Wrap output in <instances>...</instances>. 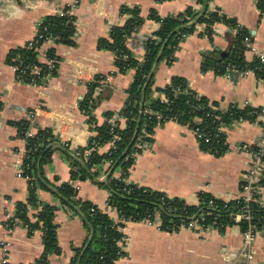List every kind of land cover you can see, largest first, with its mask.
<instances>
[{
	"label": "crops",
	"instance_id": "obj_1",
	"mask_svg": "<svg viewBox=\"0 0 264 264\" xmlns=\"http://www.w3.org/2000/svg\"><path fill=\"white\" fill-rule=\"evenodd\" d=\"M72 1L0 0V100L3 105L0 110L3 125L0 127V241L12 243L10 264H32L44 253L42 230L30 234L29 229L20 224L11 235L5 231L7 215L15 216L18 204L27 203L30 194L28 180L17 175L26 142L16 123L27 121V116L40 104L34 121L28 122L29 129L36 133L50 129L59 138L52 144L50 161L43 164L40 172L47 186L38 184L37 193L42 204L58 208L55 221L62 252L50 255L48 264H70L75 249L86 242L88 230L82 215L62 203L57 192L61 184H73L78 197L93 202L114 221L120 220L118 211L107 205L108 190L91 179L73 180L71 175L69 154L74 156L75 151L86 147L95 135V124L90 118L102 125L107 112H120L134 80L135 71L121 73L114 53L100 49L99 40L108 38L113 26L124 23L126 18L120 12L123 6L137 7L145 22L127 39V46L138 60H143L146 41L160 29L159 21L150 18L152 11L164 18L182 13L190 6L199 8L197 0H81L73 10L77 29L75 45L56 44L49 39L37 48L43 64L49 62V50L55 49L59 61L57 75L42 86L19 80L16 68L7 62L10 51L35 40L43 20L61 13ZM209 6L210 10L219 8L237 20L250 32L254 46L264 53V11L258 0H212ZM205 28L198 24L195 31L185 37L171 65L159 60L154 71V90L165 88L178 76L210 102L217 103L222 111L232 106L264 108V79L253 74L228 78L202 68L206 53L222 51V57H226L232 42L231 30L224 23L215 24L212 36ZM246 58L252 60V53L246 51ZM97 76L106 77L107 83H101L95 90L97 105L88 114L82 109V101L89 93L88 84ZM153 96L160 95L156 91ZM115 117L121 120L117 119L121 126L126 123L124 117L117 114ZM260 121H264V117L256 122L242 120L224 126L230 149L221 157L204 151L188 125L168 121L156 129L152 143L138 155L130 171V181L170 197H179L190 205L198 204L201 192L226 201L236 199L250 166V156L240 147L261 141L264 128ZM110 148L108 143L98 151L106 153ZM106 168L104 165L103 170ZM102 176L105 179V175ZM261 202L264 204V188ZM36 214V209H29L32 222L37 221ZM123 231L125 256L119 259V264H246L237 257L244 241L239 225L229 226L224 232L210 229L199 234L187 229L162 231L143 221L128 222ZM254 247L256 255L251 264H264L262 235H258Z\"/></svg>",
	"mask_w": 264,
	"mask_h": 264
},
{
	"label": "trees",
	"instance_id": "obj_2",
	"mask_svg": "<svg viewBox=\"0 0 264 264\" xmlns=\"http://www.w3.org/2000/svg\"><path fill=\"white\" fill-rule=\"evenodd\" d=\"M197 1L199 8L190 6L176 15L162 18L156 11L150 13V18L159 21L160 29L146 41V55L143 60H138L127 46V39L145 22L137 7L123 6L120 12L126 18L124 23L113 26L109 37L99 40L100 49L114 53L115 64L121 73L135 71L134 80L128 90L126 104L120 112H107L106 121L102 125H97L94 118H90L95 124L97 135L90 139L88 145L79 147L75 151L77 156L69 154L68 148L65 150L70 155L72 179L76 181L91 179L108 190L110 194L108 206L118 211L120 220L114 221L96 204L78 197V190L73 184H61L57 192L62 203L82 215L88 230L86 242L80 249H75V255L70 264H114L124 257L125 251L121 244L126 238L123 230L128 222L160 219L162 230L167 232H178L182 224L194 219H198L206 227L216 221L217 224L222 225L219 232H224L227 227L233 225H239L243 232L250 224L260 230L264 229V204L261 202V195L246 203L243 199L226 201L201 192L198 204L190 205L179 197H170L162 191L130 181V171L137 160L135 154L140 155L144 150L137 148L136 144L138 142L152 143L156 129L168 121L188 125L191 129L197 127L207 129L213 136L211 142L206 144L199 141V143L204 151L221 157L230 148L225 131L220 133L218 131L220 126L230 125L234 121L256 122L260 119L262 108L232 106L228 111H222L217 103L210 102L207 97L192 89L189 82L182 77H173L168 86L154 90L156 61L165 60L171 65L176 59L175 53L180 43L195 31L198 24L205 25V32L209 36H212L213 27L217 23H224L232 33V42L226 51L227 56L222 57V51L206 53L202 64L204 70L211 69L219 75H224L229 66H235L238 72L257 69V75L260 77L263 75L264 63L256 58L252 60L246 58L247 48L244 39L251 36L250 32L237 20L228 17L221 9L210 10L209 5L212 0ZM258 5L264 11V0H258ZM76 31V16L70 7L65 8L62 14L49 15L40 26L43 38L37 39L31 46L27 43L11 50L7 62L17 67L20 80L26 83L43 84L56 76L57 72L51 71L47 64L39 61L37 48L45 42L47 37L56 44L75 45ZM48 56L50 59L56 57L55 49H50ZM34 68H38L40 73L34 74ZM101 77L106 78L97 76L95 81H100ZM99 85V82L88 84L89 93L82 101V109L88 114H91L97 105L94 92ZM156 91L160 96H153ZM163 96L166 101L162 99ZM2 106L0 100V110ZM116 114L124 117L126 123L123 126L121 123L118 124L112 132L113 124L110 120ZM260 123L264 126V121ZM16 125L25 137L29 123L21 121ZM115 135L118 139H114ZM28 141L32 154L27 162L31 163L29 174L35 178L34 186L30 187L27 203L18 204L15 218L29 229L30 234L36 230H42L44 253L36 264H48L50 255L62 252L58 244V224L55 221L58 208L42 204L37 187L38 184L42 187L47 186V183L41 179L40 172L43 164L50 161L53 145L59 141V138L50 129H40ZM110 141H114V147L109 153H99L98 149ZM88 150H91V153L87 156ZM108 161L111 165L103 170ZM117 172H119L118 175H116ZM102 174L105 175V179H101ZM30 208L37 210L36 222H32L28 216ZM240 213L250 215L251 220L235 222L231 215Z\"/></svg>",
	"mask_w": 264,
	"mask_h": 264
},
{
	"label": "built area",
	"instance_id": "obj_3",
	"mask_svg": "<svg viewBox=\"0 0 264 264\" xmlns=\"http://www.w3.org/2000/svg\"><path fill=\"white\" fill-rule=\"evenodd\" d=\"M80 1L81 0H73L72 1V4L69 6L71 8L72 13H73V10L75 8H77V6L80 4ZM61 14H62V12H61ZM41 24H40V26H41ZM44 30H47V28H44ZM234 33H236V31H234ZM42 34L43 33L39 32L37 38L35 40L29 42V45L30 46L33 45V43L36 42L37 39H42L43 38ZM49 39L50 38L47 37L44 41H48ZM244 41H245L247 51L252 53L253 58L258 59L261 63H264V53L260 49H258L256 46H254L253 41H252V37L247 36V37H245ZM58 64H59V61L56 57L49 59V62L47 63V65L49 66V69L51 71H55V72H57ZM15 68H16V72H17L18 69H17V67H15ZM33 73L39 74L40 70L38 68H34ZM240 74L241 75H252L253 74V75H256V77H258L260 79H264V72H263V75L260 77L257 75V69H247L245 71L238 72V70L235 68V66H229L227 68V71L224 74V76L229 78L233 75H240ZM17 78L19 79L18 73H17ZM102 78L103 77H101L100 81H95L96 78H94L90 83H94V82H97V83L99 82L100 84L101 83H107V79H102ZM30 84L36 85V86H42L43 85V84H36L35 82H32ZM162 99H164L166 101L164 96L162 97ZM40 109H41V106L39 104L35 108V110L27 116V118H26L27 122L32 123L34 121L36 112ZM263 117H264V108H262L260 119H262ZM158 118H160V117H158ZM117 119H119V118L115 117V118H112L110 120V122L113 124L112 132L118 126V120ZM123 120L126 121V119H123ZM119 121H121V120L119 119ZM1 126H3V125L0 123V127ZM262 127L264 128L263 125H262ZM192 130H193L196 138L198 139V141H203L206 144H209L211 142V139L213 136H212V133L207 131V129L197 127V128L192 129ZM218 131H219V133L224 132V126H220ZM35 135H36V132H34V130H32V129L27 130L26 135L24 137L25 142H26V147H25V151L23 153L22 161H21L20 166H19L18 171H17L18 177H22V178H25L26 180H28L30 187L34 186L35 178L33 175L29 174V169H30L31 163L27 162V160L31 158L32 148L29 147L30 144H29L28 139L32 138ZM96 135H97V132H95L94 136H96ZM114 139H118V136L115 135ZM109 144L111 145V148L114 147V141H110ZM67 145H69V143H67ZM148 145L149 144H141L140 142H138L136 144V147L141 148V149H145L146 147H148ZM76 148H78V147H76ZM110 149L106 153H109ZM240 150L248 153V155L250 156V166H249L248 171L246 173V179L242 182V184L240 186L241 187V194L236 199H243L246 203H249L250 201L255 200L257 196L261 195V191L264 188V135H263V137L259 143L255 144V145H243L242 147H240ZM90 153H91V150H88L86 152V155L88 156ZM138 155L139 154L136 153L135 157L137 158ZM105 165H106V167H109V165H111V162L108 161L105 163ZM101 179H104V176H102ZM107 205H108V201H107ZM231 217L237 223L242 222V221L247 222V221L251 220V216L247 215L245 213L231 215ZM140 222H143V221H140ZM144 222H147L149 225L156 226L159 230H162V222L160 219H155L154 221L151 219H147V220H144ZM20 224L21 223H20V220H18V218H15V216L7 215L6 223H5L6 233L11 235ZM221 228H222V225L217 224L216 221H214L213 223H211V225L206 227L198 219H194V220H190L186 224H182L180 227V230L187 229V230L195 231L199 234H202L205 231H208L210 229H215V230L219 231ZM162 231H164V230H162ZM258 235H262L264 238V229L260 230L251 224L249 225L248 229L243 232L244 241H243L242 248H241L240 252L238 253L237 257L244 260L246 262V264H251L252 260L254 259L255 255H256V249L254 247V242H255L256 238L258 237ZM125 242H126V238L123 240V244H125ZM123 244H121V245L123 246ZM11 246H12V243L9 240L0 241V248L2 250V258L0 260V264H10L9 256H10ZM37 261L38 260H36L32 264H36ZM118 261H116L114 264H119Z\"/></svg>",
	"mask_w": 264,
	"mask_h": 264
},
{
	"label": "water",
	"instance_id": "obj_4",
	"mask_svg": "<svg viewBox=\"0 0 264 264\" xmlns=\"http://www.w3.org/2000/svg\"><path fill=\"white\" fill-rule=\"evenodd\" d=\"M224 55H225V54H224ZM158 62H159V59L156 61V63H155V67L157 66Z\"/></svg>",
	"mask_w": 264,
	"mask_h": 264
}]
</instances>
